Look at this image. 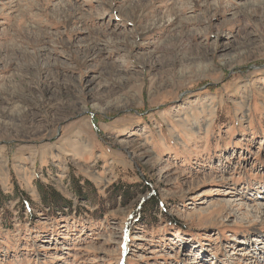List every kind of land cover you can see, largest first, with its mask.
<instances>
[{"label":"rangeland","instance_id":"obj_1","mask_svg":"<svg viewBox=\"0 0 264 264\" xmlns=\"http://www.w3.org/2000/svg\"><path fill=\"white\" fill-rule=\"evenodd\" d=\"M264 0H0V264H264Z\"/></svg>","mask_w":264,"mask_h":264},{"label":"bare ground","instance_id":"obj_2","mask_svg":"<svg viewBox=\"0 0 264 264\" xmlns=\"http://www.w3.org/2000/svg\"><path fill=\"white\" fill-rule=\"evenodd\" d=\"M257 209V213H262V212H264V204H261V207H257L256 208Z\"/></svg>","mask_w":264,"mask_h":264}]
</instances>
